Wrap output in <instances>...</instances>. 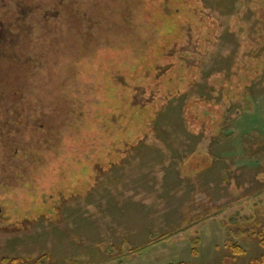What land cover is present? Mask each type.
<instances>
[{
	"label": "rangeland",
	"instance_id": "1",
	"mask_svg": "<svg viewBox=\"0 0 264 264\" xmlns=\"http://www.w3.org/2000/svg\"><path fill=\"white\" fill-rule=\"evenodd\" d=\"M262 230L264 0H0V264H250Z\"/></svg>",
	"mask_w": 264,
	"mask_h": 264
},
{
	"label": "trees",
	"instance_id": "2",
	"mask_svg": "<svg viewBox=\"0 0 264 264\" xmlns=\"http://www.w3.org/2000/svg\"><path fill=\"white\" fill-rule=\"evenodd\" d=\"M259 238H260V244L264 248V230L259 232ZM230 246L235 253H240L243 251V249L237 243H231ZM192 254L193 255L198 254L197 247H193ZM181 264H186V263H181ZM250 264H264V255L262 256V258L258 260L251 261Z\"/></svg>",
	"mask_w": 264,
	"mask_h": 264
},
{
	"label": "water",
	"instance_id": "3",
	"mask_svg": "<svg viewBox=\"0 0 264 264\" xmlns=\"http://www.w3.org/2000/svg\"><path fill=\"white\" fill-rule=\"evenodd\" d=\"M232 132H233V129L228 130V131L225 132V135H228V134H230V133H232Z\"/></svg>",
	"mask_w": 264,
	"mask_h": 264
}]
</instances>
